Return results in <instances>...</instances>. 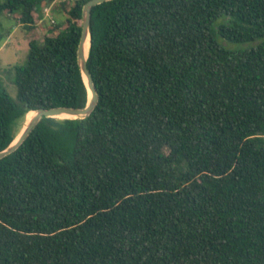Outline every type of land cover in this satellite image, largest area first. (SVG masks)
Segmentation results:
<instances>
[{
  "label": "trees",
  "instance_id": "1",
  "mask_svg": "<svg viewBox=\"0 0 264 264\" xmlns=\"http://www.w3.org/2000/svg\"><path fill=\"white\" fill-rule=\"evenodd\" d=\"M90 0H0L28 39L0 86V152L40 109L85 108ZM65 15L38 26L44 9ZM85 119L42 118L0 160V264H264V0L93 7Z\"/></svg>",
  "mask_w": 264,
  "mask_h": 264
},
{
  "label": "water",
  "instance_id": "2",
  "mask_svg": "<svg viewBox=\"0 0 264 264\" xmlns=\"http://www.w3.org/2000/svg\"><path fill=\"white\" fill-rule=\"evenodd\" d=\"M111 0H90L88 1L83 9V31L81 36V41L79 44L78 58L79 64L81 67V71L84 77L85 84L88 89L89 94V102L85 108H68V107H57L51 109H40L37 111H33L34 116L28 120L26 116V120L17 135L16 139L12 142V144L7 147L5 150L0 152V160L12 155L15 153L29 138L32 131L38 125L42 118H61L62 116H69L72 118L67 119H85L92 115L95 111L98 102H99V94L97 92V88L94 83V79L92 77L91 72L88 68V57L87 46L91 47V14L93 7L100 5L104 2H108Z\"/></svg>",
  "mask_w": 264,
  "mask_h": 264
},
{
  "label": "rangeland",
  "instance_id": "3",
  "mask_svg": "<svg viewBox=\"0 0 264 264\" xmlns=\"http://www.w3.org/2000/svg\"><path fill=\"white\" fill-rule=\"evenodd\" d=\"M71 2L72 0H59V2ZM46 9H49L47 15ZM53 5H48L44 9V18L38 26L39 42L43 43L45 32L49 25L63 26L66 20L65 15H54ZM55 21V23L52 22ZM28 39L20 19L16 15L0 17V86L17 102V89L13 82V77L5 72L9 67H23L28 63ZM64 119V118H63Z\"/></svg>",
  "mask_w": 264,
  "mask_h": 264
},
{
  "label": "bare ground",
  "instance_id": "4",
  "mask_svg": "<svg viewBox=\"0 0 264 264\" xmlns=\"http://www.w3.org/2000/svg\"><path fill=\"white\" fill-rule=\"evenodd\" d=\"M86 56L88 57L89 56V47L87 46V53H86ZM34 115H32L28 120H30ZM61 118H64V119H67V118H72V117H69V116H62Z\"/></svg>",
  "mask_w": 264,
  "mask_h": 264
},
{
  "label": "built area",
  "instance_id": "5",
  "mask_svg": "<svg viewBox=\"0 0 264 264\" xmlns=\"http://www.w3.org/2000/svg\"><path fill=\"white\" fill-rule=\"evenodd\" d=\"M49 11H50L49 9H46L47 15H49ZM52 22L55 23L54 20H52Z\"/></svg>",
  "mask_w": 264,
  "mask_h": 264
}]
</instances>
